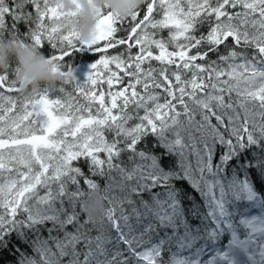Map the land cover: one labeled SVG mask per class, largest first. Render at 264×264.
I'll return each instance as SVG.
<instances>
[{
	"label": "snow or ice",
	"instance_id": "obj_1",
	"mask_svg": "<svg viewBox=\"0 0 264 264\" xmlns=\"http://www.w3.org/2000/svg\"><path fill=\"white\" fill-rule=\"evenodd\" d=\"M78 23L53 0H0V41L47 45L72 86L23 95L17 69L0 72V253L15 264H264V0L100 10L92 44ZM83 46L99 56L81 83L67 60ZM149 137L162 151L141 147ZM92 177L106 182L98 224L77 211L100 190Z\"/></svg>",
	"mask_w": 264,
	"mask_h": 264
},
{
	"label": "clouds",
	"instance_id": "obj_2",
	"mask_svg": "<svg viewBox=\"0 0 264 264\" xmlns=\"http://www.w3.org/2000/svg\"><path fill=\"white\" fill-rule=\"evenodd\" d=\"M65 13H78L77 31L79 39L85 44H92L96 39L97 20L100 10L111 9L120 16H129L140 9L145 0H53ZM15 62L16 81L23 95H29L42 86L49 88L63 83L67 70L51 61L43 52L30 43H20L9 36L0 41V72L7 71ZM75 76V71L72 73ZM103 192H93L84 208L88 219L94 221L104 213Z\"/></svg>",
	"mask_w": 264,
	"mask_h": 264
},
{
	"label": "trees",
	"instance_id": "obj_3",
	"mask_svg": "<svg viewBox=\"0 0 264 264\" xmlns=\"http://www.w3.org/2000/svg\"><path fill=\"white\" fill-rule=\"evenodd\" d=\"M21 30L23 31V26H21ZM202 31H207V29H202ZM125 33L123 32H120L118 33V36H124ZM168 32L165 30L163 33H162V36L163 38H167L168 37ZM9 37L7 36V34L5 35V39ZM87 47V46H86ZM43 54L46 56V57H50V53H51V50L50 48L46 45L44 48L40 49ZM121 49L120 48H117V49H112V50H109V54L113 53V52H118L120 51ZM133 51H135V49H133ZM225 49H221V52H224ZM98 56L99 54H96L94 53L93 51L91 53H88V52H83V51H78L75 53V55H73L71 58H69L67 60V63L68 64H71L72 67H73V70L75 71V75L77 76L78 80L83 83L87 80V76L88 74L92 71V68H91V65L94 64L97 60H98ZM215 58V57H213ZM154 64L156 62H153ZM13 67H15V62H13ZM60 87H64L65 88V91L68 92V91H72V86L71 85H64L62 83H59L57 84L55 87L53 88H60ZM53 97H57L61 94L59 93H53L52 94ZM155 144H156V141H155V138L153 137H149L147 139V142L146 144L144 145H141V147H144L146 148V150H153L155 149ZM157 152L159 151H162V149H155ZM171 160H164L163 161V164L165 166V168H167L170 164H171ZM125 163H127V158L125 157ZM77 166L81 167L85 173V175H90L89 173V165L88 163H86L83 159H81L80 161L76 162ZM130 166V165H129ZM93 179H95L99 185H100V190L103 192L104 194V188H105V180L104 179H101L100 177H92ZM81 187L84 188V190L87 192V188L86 186L84 185V182L83 180H81ZM177 187L179 188H182L184 190V192L188 195H191V196H195V202L197 204V206L200 208L201 212H204L205 209H204V201L201 199V197L199 195H197L195 192H193V190L188 186V184L186 182H180L177 184ZM109 195H112V193H109ZM84 199H87V197H84ZM184 203H185V207H190V203L187 199V197H185V200H184ZM104 206L107 207V201H104ZM127 207V206H125ZM77 211L80 212V219L81 221H84V220H87V216L85 214V212L81 211L80 207L78 206L77 207ZM104 213L99 217L97 218L96 220L92 221V223L94 224H98L100 219L103 217ZM193 223H199V221H193ZM91 227V225H89ZM211 225H209L210 227ZM95 234V233H93ZM48 233L46 231L43 232V236L44 237H47ZM241 238H243V230L241 231ZM230 239L229 235L228 234H225L222 238H221V241H220V245L223 247L225 245V243L228 242V240ZM13 243H18V241L15 240V237H13ZM21 249L27 253L29 256H33L35 255L31 249V247L27 246V245H23L21 244L20 245ZM172 251H175V249H173ZM0 257H2V260H0V264H15V261L17 259L16 256H13L11 254H9L8 252H3V253H0ZM38 259V257H37ZM163 259L165 261H167L169 259V254L168 253H165L164 256H163Z\"/></svg>",
	"mask_w": 264,
	"mask_h": 264
},
{
	"label": "bare ground",
	"instance_id": "obj_4",
	"mask_svg": "<svg viewBox=\"0 0 264 264\" xmlns=\"http://www.w3.org/2000/svg\"><path fill=\"white\" fill-rule=\"evenodd\" d=\"M83 52H88V53H91V51H90V50H84Z\"/></svg>",
	"mask_w": 264,
	"mask_h": 264
},
{
	"label": "water",
	"instance_id": "obj_5",
	"mask_svg": "<svg viewBox=\"0 0 264 264\" xmlns=\"http://www.w3.org/2000/svg\"><path fill=\"white\" fill-rule=\"evenodd\" d=\"M83 49L86 50L85 48H83ZM84 50H83V51H84Z\"/></svg>",
	"mask_w": 264,
	"mask_h": 264
}]
</instances>
